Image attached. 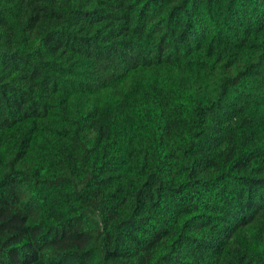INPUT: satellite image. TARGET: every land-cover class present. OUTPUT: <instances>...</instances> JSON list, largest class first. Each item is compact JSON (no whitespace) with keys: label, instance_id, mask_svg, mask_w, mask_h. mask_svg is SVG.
<instances>
[{"label":"trees","instance_id":"obj_1","mask_svg":"<svg viewBox=\"0 0 264 264\" xmlns=\"http://www.w3.org/2000/svg\"><path fill=\"white\" fill-rule=\"evenodd\" d=\"M0 264H264V0H0Z\"/></svg>","mask_w":264,"mask_h":264}]
</instances>
